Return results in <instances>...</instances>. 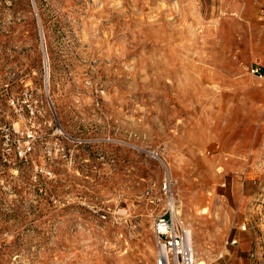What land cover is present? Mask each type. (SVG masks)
I'll list each match as a JSON object with an SVG mask.
<instances>
[{
  "label": "rangeland",
  "instance_id": "obj_1",
  "mask_svg": "<svg viewBox=\"0 0 264 264\" xmlns=\"http://www.w3.org/2000/svg\"><path fill=\"white\" fill-rule=\"evenodd\" d=\"M235 13L0 0V264L153 260L166 175L198 262L264 264V18Z\"/></svg>",
  "mask_w": 264,
  "mask_h": 264
},
{
  "label": "built area",
  "instance_id": "obj_2",
  "mask_svg": "<svg viewBox=\"0 0 264 264\" xmlns=\"http://www.w3.org/2000/svg\"><path fill=\"white\" fill-rule=\"evenodd\" d=\"M251 74L262 77L263 72L258 65L253 66ZM161 186V195L165 200L163 213L154 217L152 223V233H154V250L153 260L141 261L138 264H196V250L192 242L191 232H189L177 220L178 203L175 198L171 177L166 175L163 178ZM239 230H245V223H241ZM237 238L227 239L225 241L223 254L224 257L229 252V246L237 244ZM225 264H227L225 262Z\"/></svg>",
  "mask_w": 264,
  "mask_h": 264
},
{
  "label": "crops",
  "instance_id": "obj_3",
  "mask_svg": "<svg viewBox=\"0 0 264 264\" xmlns=\"http://www.w3.org/2000/svg\"><path fill=\"white\" fill-rule=\"evenodd\" d=\"M224 3H233L235 7V14H240L244 16L245 10H250V17L253 16L254 10H257L258 14L262 15L261 18H264V0H222ZM235 238V237H234ZM196 256L198 255L200 259L211 261V252L206 250V253H202V248L199 243H195ZM224 260V259H223ZM207 262V261H206ZM210 262H208L209 264Z\"/></svg>",
  "mask_w": 264,
  "mask_h": 264
},
{
  "label": "bare ground",
  "instance_id": "obj_4",
  "mask_svg": "<svg viewBox=\"0 0 264 264\" xmlns=\"http://www.w3.org/2000/svg\"><path fill=\"white\" fill-rule=\"evenodd\" d=\"M177 220H178V219H177ZM178 222H179V220H178ZM179 223H180V222H179ZM185 228H186V227H185ZM186 229H187V228H186ZM187 230H188V229H187ZM188 231L191 232L190 230H188ZM191 236H192V235H191ZM192 242H193V240H192ZM195 261H196V264H206L205 261H204V262H198V261H197V256H196V260H195Z\"/></svg>",
  "mask_w": 264,
  "mask_h": 264
}]
</instances>
